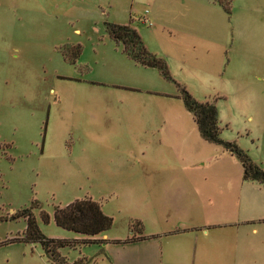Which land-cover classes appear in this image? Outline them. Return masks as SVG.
<instances>
[{
	"label": "rangeland",
	"instance_id": "rangeland-1",
	"mask_svg": "<svg viewBox=\"0 0 264 264\" xmlns=\"http://www.w3.org/2000/svg\"><path fill=\"white\" fill-rule=\"evenodd\" d=\"M107 23L132 26L169 79ZM181 88L264 169V0H0V264H51L16 213L79 238L52 211L84 197L111 225L59 248L69 261L264 264V183L201 135Z\"/></svg>",
	"mask_w": 264,
	"mask_h": 264
},
{
	"label": "trees",
	"instance_id": "trees-1",
	"mask_svg": "<svg viewBox=\"0 0 264 264\" xmlns=\"http://www.w3.org/2000/svg\"><path fill=\"white\" fill-rule=\"evenodd\" d=\"M225 8V6H224ZM108 36L116 43L121 44V50L137 64L155 67L164 78L169 79L165 62L159 56L150 52L144 46L139 34L128 24L120 25L115 23L105 24ZM182 89V88H181ZM184 94V104L192 112V117L201 135L207 140L220 143L229 151L238 154L243 164V177L264 183V169L256 163L250 161L242 150L238 149L234 142L223 140L219 137V127L217 123L216 109L213 103L207 101H196L182 89ZM16 215L25 217V240L39 242L43 253L51 264H86L89 259L80 256L69 261L64 255L59 253V248L72 247L75 242L92 243L102 242L107 239L100 238L111 225V217L103 213L99 204L89 197L74 199L63 206L55 205L52 211L54 223L62 228L71 230L83 235L79 238H54L43 235L36 226L33 215L28 208L17 212ZM41 219L48 220V215L41 212ZM139 231V230H138ZM142 234L122 240V242L142 239ZM118 242L119 240H113Z\"/></svg>",
	"mask_w": 264,
	"mask_h": 264
},
{
	"label": "built area",
	"instance_id": "built-area-1",
	"mask_svg": "<svg viewBox=\"0 0 264 264\" xmlns=\"http://www.w3.org/2000/svg\"><path fill=\"white\" fill-rule=\"evenodd\" d=\"M145 13V16H144V18H143V23H145V24H147V23H149V21H148V19H147V17H146V11L144 12Z\"/></svg>",
	"mask_w": 264,
	"mask_h": 264
},
{
	"label": "crops",
	"instance_id": "crops-1",
	"mask_svg": "<svg viewBox=\"0 0 264 264\" xmlns=\"http://www.w3.org/2000/svg\"><path fill=\"white\" fill-rule=\"evenodd\" d=\"M99 237H100V238L107 239V238L105 237L104 233H103V234H101Z\"/></svg>",
	"mask_w": 264,
	"mask_h": 264
}]
</instances>
